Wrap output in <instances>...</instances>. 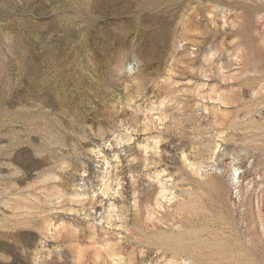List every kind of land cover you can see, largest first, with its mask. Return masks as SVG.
I'll return each mask as SVG.
<instances>
[{
	"label": "rangeland",
	"instance_id": "rangeland-1",
	"mask_svg": "<svg viewBox=\"0 0 264 264\" xmlns=\"http://www.w3.org/2000/svg\"><path fill=\"white\" fill-rule=\"evenodd\" d=\"M0 264H264V0H0Z\"/></svg>",
	"mask_w": 264,
	"mask_h": 264
}]
</instances>
